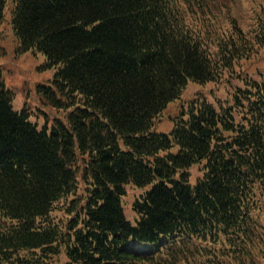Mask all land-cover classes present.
<instances>
[{
  "label": "trees",
  "instance_id": "obj_1",
  "mask_svg": "<svg viewBox=\"0 0 264 264\" xmlns=\"http://www.w3.org/2000/svg\"><path fill=\"white\" fill-rule=\"evenodd\" d=\"M12 1L19 51L55 67L37 91L65 115L38 128L0 74V264H264V71L154 130L189 80L252 60L264 4L245 31L228 0ZM128 184L145 188L134 223Z\"/></svg>",
  "mask_w": 264,
  "mask_h": 264
},
{
  "label": "rangeland",
  "instance_id": "obj_2",
  "mask_svg": "<svg viewBox=\"0 0 264 264\" xmlns=\"http://www.w3.org/2000/svg\"><path fill=\"white\" fill-rule=\"evenodd\" d=\"M219 0H217L218 2ZM13 1L7 0L4 10V16L0 24V74L5 84L13 90L12 107L15 110H21L26 106L29 111V118L38 128L46 126L49 128L54 116L64 119L65 110H57L51 107L37 91V84H49L53 77L55 67L45 66V56L40 51L28 50L19 51L18 41L11 26V7ZM264 0H228L222 3L223 15L233 17L237 23L247 31L253 26L256 11ZM222 24H226L225 21ZM247 71L255 76L259 71H264V45L259 46L252 60L241 62L235 65L232 73L225 72L224 78L218 81L206 82L200 84L189 80L182 89L178 98L168 103L166 108L155 120L154 130L168 132L173 125V119L178 115L180 109L185 107L193 98L206 99H228L234 86L241 82L235 75L238 71ZM241 74V73H240ZM200 164L192 165L189 170L191 182L195 177L202 173ZM145 188H138L132 184L126 185V194L122 197V205L127 219L132 223L135 221L136 214L131 204ZM62 212H58L60 216ZM50 264H65V256L60 254L51 260Z\"/></svg>",
  "mask_w": 264,
  "mask_h": 264
}]
</instances>
